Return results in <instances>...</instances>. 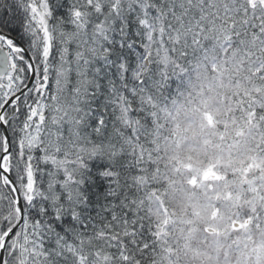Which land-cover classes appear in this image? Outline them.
I'll use <instances>...</instances> for the list:
<instances>
[{"label":"snow or ice","instance_id":"obj_1","mask_svg":"<svg viewBox=\"0 0 264 264\" xmlns=\"http://www.w3.org/2000/svg\"><path fill=\"white\" fill-rule=\"evenodd\" d=\"M0 264H264V0H0Z\"/></svg>","mask_w":264,"mask_h":264}]
</instances>
